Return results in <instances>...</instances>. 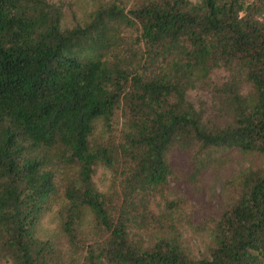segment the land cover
I'll use <instances>...</instances> for the list:
<instances>
[{
    "label": "trees",
    "instance_id": "obj_1",
    "mask_svg": "<svg viewBox=\"0 0 264 264\" xmlns=\"http://www.w3.org/2000/svg\"><path fill=\"white\" fill-rule=\"evenodd\" d=\"M92 2L69 24L72 1L0 0V258L264 264V165L225 181L198 257L184 241L191 202L171 196L183 172L264 157V0ZM57 197L63 241L38 234Z\"/></svg>",
    "mask_w": 264,
    "mask_h": 264
},
{
    "label": "rangeland",
    "instance_id": "obj_2",
    "mask_svg": "<svg viewBox=\"0 0 264 264\" xmlns=\"http://www.w3.org/2000/svg\"><path fill=\"white\" fill-rule=\"evenodd\" d=\"M69 1L73 2V11L67 17L69 24L82 20L84 15L90 12L94 6L92 0ZM225 78L226 74L224 72H218L214 75L217 83H221ZM192 99L204 109L207 118L217 120L219 108L209 93L199 91L193 95ZM250 164L264 165V157L242 155L235 151L225 155L222 160L207 166L196 180L183 172L181 179L172 182L171 196L185 195L191 202L190 207L193 208L195 219L198 220L195 225L197 230L187 229L184 233L185 244L193 255L198 257L205 248L208 236L199 230L200 224L204 216L212 214L218 209L225 181ZM180 167L184 168V164H181ZM185 170L184 168L183 171ZM94 182L100 190H107L110 184L109 170L102 165H98L94 174ZM61 204L62 199L59 197L55 198L49 208L42 214L38 228L40 237H51L63 241L57 218ZM0 264H13V262L0 258Z\"/></svg>",
    "mask_w": 264,
    "mask_h": 264
}]
</instances>
